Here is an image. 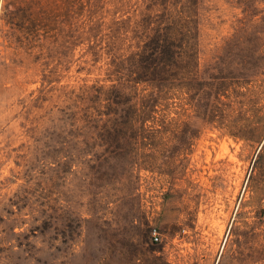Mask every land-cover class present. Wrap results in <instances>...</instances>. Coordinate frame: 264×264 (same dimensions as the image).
Masks as SVG:
<instances>
[{"label":"rangeland","instance_id":"obj_1","mask_svg":"<svg viewBox=\"0 0 264 264\" xmlns=\"http://www.w3.org/2000/svg\"><path fill=\"white\" fill-rule=\"evenodd\" d=\"M7 1L0 0V264H264V252L251 250L264 238L244 248L238 236L260 221L249 183L257 144L224 134L203 114L158 108L133 115L146 122L120 124L128 138L100 165V134L114 130L105 121L126 113L90 109L77 135L71 121L79 87L104 83L102 62L92 64L82 47L63 58L22 45L4 14ZM200 21L203 70L234 72L245 68L237 50H258L249 59L254 76L239 78L262 92L264 105V0H202Z\"/></svg>","mask_w":264,"mask_h":264},{"label":"trees","instance_id":"obj_2","mask_svg":"<svg viewBox=\"0 0 264 264\" xmlns=\"http://www.w3.org/2000/svg\"><path fill=\"white\" fill-rule=\"evenodd\" d=\"M139 1L11 0L7 1L4 14L19 31L17 39L22 45L47 47L63 58L82 47L91 55L92 64L102 62L99 69L104 71V83L97 79L79 87L71 121L77 135L79 122L90 109L104 114L126 113L123 119L105 121L114 130L100 134L107 145L99 155L100 165L116 157L112 150L115 141L128 138V134L117 130L120 124L146 122L148 118L133 115L156 112L158 108L203 114L205 122L224 134L256 143L258 152L249 183L254 184L256 201L261 205L260 223L238 235L244 248L250 247L248 242L264 238V105H258L262 92L250 87L248 80L242 82L239 75L248 79L254 76L255 70L250 66L253 61L249 59L258 50L241 48L234 53L245 68L238 66L230 72L228 67L219 65L211 71L203 70L202 0ZM112 2L117 5L108 18ZM250 110L252 115L247 112ZM151 136L156 139L159 135ZM183 136L174 134L173 138ZM233 226L230 234L235 233ZM251 250L264 252V242L252 244Z\"/></svg>","mask_w":264,"mask_h":264},{"label":"built area","instance_id":"obj_3","mask_svg":"<svg viewBox=\"0 0 264 264\" xmlns=\"http://www.w3.org/2000/svg\"><path fill=\"white\" fill-rule=\"evenodd\" d=\"M152 236L153 241L158 242L160 240V233L157 231L156 228L153 229Z\"/></svg>","mask_w":264,"mask_h":264}]
</instances>
